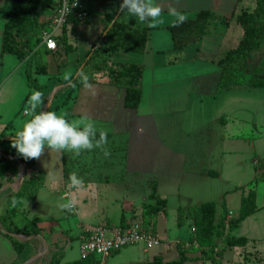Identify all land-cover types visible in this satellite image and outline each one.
<instances>
[{"label": "rangeland", "instance_id": "rangeland-1", "mask_svg": "<svg viewBox=\"0 0 264 264\" xmlns=\"http://www.w3.org/2000/svg\"><path fill=\"white\" fill-rule=\"evenodd\" d=\"M44 3L45 6L39 10V16L46 11L47 6L51 5L53 0H45ZM19 5L15 1L0 0V12L17 9ZM241 8L242 5L239 6L238 11ZM87 24L90 27V37L94 42L101 34L102 27L99 24L95 25L93 20ZM27 30L34 34L36 33L35 36L38 35L39 30L33 29V24H30ZM262 52L256 56V61L261 59L264 50ZM39 54L40 52L37 50L35 55ZM63 58L57 59L56 63L60 64L64 61ZM30 64L35 65V62L32 61ZM217 68V66L211 68L201 66V68L197 67L196 71L207 72ZM181 72L182 70L179 71V73ZM170 74V71H168L165 74H161L157 79L160 81L169 79ZM172 75L175 76L176 74ZM33 78H37V83L45 84V87L41 90V99H45V102L46 100L48 101L51 92L53 94L54 89L59 88L57 80L54 78H48V76L43 74H33ZM157 79L155 81L158 84ZM144 86L146 91L139 109L142 114L144 135L137 141L138 144L129 145L127 135V138L122 135H116L100 146L106 145L104 148H108L120 145L125 146V150L102 151L98 148L100 151L95 148V141H93L94 147L91 150H81L83 154L80 157L82 161L95 158V161L98 162L108 157L124 161L121 165L115 164L110 169L106 167L100 171H93V177H96L95 179L97 180H92V183L94 182L95 184L91 185H96L102 194L105 192L104 195H108L109 200H111L112 196L122 200V197L130 194V192V197L133 195V197L139 198L141 192H143L140 188H143L147 193H151L153 182L157 185V193L161 198L167 200V207L165 212H163L164 215L162 214L158 217L156 226L161 240L159 245L149 249V254L142 251L141 245H131L123 249L130 247L129 249L132 250L133 255H136L132 260H137L138 264H147L153 259V254L158 251L163 253V259L172 261L179 257V248L173 242L178 237L182 241H189V244L182 246L181 249L199 251V255L201 256L208 247L201 246L197 241H194L195 231L192 230L194 227L192 218L185 216L182 224L179 225V210H188L201 203L214 202L216 205V219L218 220L222 215L226 214L225 236L228 234V220L233 218L230 211L238 214L243 196L247 195L250 190H253L255 203L260 208L258 213L255 216L248 217L238 227L230 229L229 234L234 237L253 238L255 239L254 243L248 241V244L244 247L235 246L229 248L220 239L216 242L214 253L209 256L218 259L215 255V251L218 250L222 251L224 255L220 259L222 264H264V90L262 88L247 86L234 88L233 90L231 89V92L226 93L223 98L216 99L215 102L213 98H216L218 90L213 91L212 94L203 95L204 98L202 97L200 101L199 96L194 91L195 86L193 84L184 85L181 82H174L172 85H157V90L151 96L150 92L153 90L149 87V81H145ZM211 86L210 84L208 88ZM69 91V89H63L58 94L57 98L52 102L50 111L55 112L56 106L62 104ZM8 97L1 105L6 106L8 103L12 105L6 117L13 119L15 125L4 132L5 137L0 142V158L6 156L10 158H22L16 153L14 148L10 147V142L13 138L12 136L29 120L32 115V109L29 101L27 103L24 102V98L19 100V97L15 96L12 102ZM231 107L232 110L234 109L232 113L237 116V119L234 122L229 121V128L225 130L221 127L222 123L215 119H219L227 114L228 120H231ZM25 110L29 112L28 115H25ZM17 113L19 114L15 117ZM77 120L79 119H71L73 122ZM214 130L220 138L214 141V146L217 148L213 147L211 150L205 141V137L214 135ZM221 134H223L224 140L221 138ZM173 142L180 143L181 145L180 148L176 149L177 153L168 147V144ZM130 147L135 156L132 159H136L133 167L143 170L142 174H135V178H127L125 171V167H127L126 152L127 154L129 153ZM221 151L223 152L221 153ZM62 152L65 154L64 159L67 166L64 180L62 172L61 174L58 173L57 177L54 171H49L44 181L42 180L49 188L58 189L57 193L52 195V199L57 202L56 207L49 212V215L58 216L61 207H65L71 199L79 204L77 194L76 192L74 193L76 190L74 189L80 187L70 184V175L75 174L79 177L81 180L80 184L90 183L91 180L89 178H92L87 172H83L84 166L78 164L76 158L69 151L45 148L38 162L45 167H48V162L54 163V168L57 162L58 170L62 171ZM105 152L108 155H105ZM211 160H214L211 168L217 173L218 178H200L196 171L204 168L206 165L210 168L209 163ZM11 161H15V159ZM21 167L19 165L18 176L10 181V183L20 185L21 169L24 170ZM192 173L195 174L194 177L191 176ZM100 174L104 177L107 175V177L103 178L102 181ZM125 174L126 178H124ZM3 181L5 182V180ZM20 186L22 187V185ZM61 189H65L70 194V199L62 198ZM11 194L13 196L10 199L18 203L25 199H30H20L15 195V192ZM87 197L90 199L92 196L90 197L87 194ZM3 198L4 195H0V256H9L14 253V250L9 243L11 238L6 236L8 233L4 234L7 224L4 223L2 216L4 213L7 215V211L4 212V209H14L15 207H8ZM95 198L96 196H94ZM121 204L120 202L118 205L122 206ZM64 210L69 219L65 223H62V225L67 227L69 222L73 229L72 235L78 234L79 231L75 229L77 226L74 216L75 212H71L66 207ZM61 213L64 212L61 211ZM143 220L146 222L148 218L143 216ZM260 227L263 231H260ZM9 235L14 236L12 233H9ZM76 239L75 237L72 238L73 241ZM261 239L263 240L255 242ZM190 244H193V246ZM257 244L261 252L255 251ZM72 248L73 252L67 251L66 257L62 261L77 256V247ZM204 256L207 257V255ZM199 260V262H197L198 260L186 261L183 264H212L208 259ZM62 264L64 263L62 262ZM119 264L123 263L120 262Z\"/></svg>", "mask_w": 264, "mask_h": 264}, {"label": "crops", "instance_id": "crops-1", "mask_svg": "<svg viewBox=\"0 0 264 264\" xmlns=\"http://www.w3.org/2000/svg\"><path fill=\"white\" fill-rule=\"evenodd\" d=\"M121 2L122 0H85V6L89 11L88 20L83 23H77L74 28L73 25L70 26L64 34V42L62 40L58 42L57 51H47L43 47L37 49L40 54L37 56L34 55V57L30 60V62L34 61L35 65H29L32 66L31 68L33 74H37L35 73L37 66H45L46 74L43 75L57 80L59 88L54 89L56 93L58 89L70 84H61V82L62 80H65V76H68L70 79L76 73L81 61L90 51L92 45L98 40L104 30V27L109 22V19H113L112 21H114L119 18L120 21L128 24L129 26L148 28L149 42L144 53L136 54L119 51L113 57V60L115 61L142 64L144 67L141 82V102L138 108H126L124 106V98L126 94L125 89L111 85L107 77L99 74L96 76L94 81L89 82L90 87L85 88L80 86L74 88L68 102L64 103L63 101L62 104L57 105L55 109V112L58 115L63 114L64 118L69 121L75 118L81 119L82 117H87L88 114V119L93 122L97 132L103 131L104 133L111 134L109 139L115 137L116 135H122L125 137L127 135L130 141H128L129 145H135L138 144L137 141L144 135L142 114L139 109L142 105L143 95L146 91L144 86L145 81H149V87L153 90L150 92V96L155 90H157V85H172L174 82H181L184 85L193 84L195 86L194 91L196 95L199 96L200 101L202 100V97L204 98L203 95L208 93L212 94L213 91H217L216 85L221 77V69L219 68L217 62L227 51L238 45L242 36V30L235 19L236 14L239 12V6L242 5V7L253 8L255 2L254 0H152L154 4L159 5L162 11L157 20L151 22V26H149V22H141L136 16L131 15L126 11H120L119 5ZM169 7L175 8L179 14L184 16L185 19L193 18L197 12L202 10H210L214 13L216 19L211 25L209 33L201 41L190 44L183 50H175L173 49L171 34L167 28L175 20V18L168 12ZM6 12H0V134L15 125L13 119L6 117L12 105H10V103L6 106L1 105V103H3L8 96L9 100H12V102L16 96L19 97V100L24 98V102L27 103L33 91H39L41 93V90L31 87L27 81L25 73L27 62L19 61L15 55L1 53L2 35L5 24L1 15ZM51 13L52 6L49 5L47 6L46 11L40 15V22L45 21ZM92 20L95 25L99 24L102 27L101 34L94 42L90 37V27L87 24ZM67 46H71L72 50L67 51ZM61 58H63L64 61L60 64L56 63L57 59ZM201 66L204 68L207 66L210 68L217 66L218 68L211 69L207 72H197L196 68H201ZM180 70H182L181 73H179ZM168 71L171 73L169 79H164L163 81L157 79V77L161 74H165ZM172 74L176 75L174 76ZM155 79L158 80V84ZM38 84L45 86V84ZM210 84L212 86L208 88ZM66 89L71 91V88L69 87H66ZM232 90L216 92L217 96L213 99L216 102V99L223 98L226 93H229ZM51 96L52 92L46 102L44 101L45 99H40V103L36 105L35 109L40 108L41 111H44L47 106H49L50 109L53 102ZM232 107L230 108L231 110ZM233 110L230 112V114H232L231 120H228L227 114L223 115L219 119H215L222 123L221 127L225 130L229 128V121L234 122V120L237 119V116L232 113ZM18 114L19 113H17L15 117H17ZM214 132V135L205 137V141L211 150L213 147H216L214 146L215 139L220 138L215 130ZM220 136L224 140L223 134ZM109 139H105L102 144L108 142ZM104 146L95 148H104ZM168 147L171 150H175L177 153L176 149L180 148L181 145L180 143L173 142L169 143ZM81 152L79 156H74L72 153L70 154L76 158L78 164H82V166H84L85 169H83V172H87L93 179L89 178V180H91L90 183L79 184L76 187L80 188L74 189L76 190L74 193L76 192L77 194V201L79 204L71 199V202H74V207L76 206L74 216L77 226L75 229H77L79 233L72 235L73 229L71 228L69 222L67 227L62 225V223H65V221L69 219V216L65 213V207H61L58 216L49 215V212L56 207L57 202L52 199V195H55L58 189L49 188L44 182H42L40 188L32 198L25 199L22 202L20 201L18 205L14 206L15 212L13 218H7L6 213L3 214L2 217L4 223L7 224V229L4 234L8 233L6 236H11L18 241L23 242L24 249L19 254L15 250L11 242L12 240H8L14 250V253L9 256H0V264H62V262L64 264H71L80 262V240L83 235V231L87 228L101 224L119 226L122 224V221H124L125 224L129 221L139 220L142 221L144 225L150 227L160 238V234L156 226L158 223V217L163 213H160L153 218H148L146 222L143 220V204L154 203V201L149 198L150 193H147L143 188H140L143 192H141L139 198L133 197V195L130 197V192V194L122 197L123 201L115 196H112L111 200H109V196L104 195L105 192L102 194L96 185H91L95 184L94 182L92 183V180H97L95 179L96 177H93V171H100L106 167L110 169L115 164L121 165L124 161L120 159H112L111 157L98 162L95 161V158L92 160L88 159L86 161H82L80 160V157L83 154ZM222 152L223 151H221V153ZM64 156L65 154L62 152V171L60 169L58 170L57 162L55 164V168L54 163L51 162H48V167H45L43 164H39L38 161L40 156L35 158L32 170H34L37 174L40 173L43 181L49 171H54L57 177L58 173L61 174L62 172L64 180ZM126 157L127 167H125V171L127 173V178H135L137 174H142V169L133 167L136 159H132L135 156L131 151V147L129 149V153L127 154L126 152ZM11 159H15V161H17L24 158H10L9 156H6L4 157L3 162L7 160L10 161ZM213 161L214 160H211L209 163L210 168L206 165V169L204 167L196 171L200 178H218L217 173L211 168ZM79 171L82 173L81 170ZM100 175L102 181L103 178L107 177V175L106 177L102 176V174ZM194 175V173L191 174L192 177H194ZM124 178H126V174ZM20 187V185H15L7 181L4 182L0 179V195H4L3 200L6 202L7 206L8 200H11L10 198L13 196L11 193L18 191ZM126 187L128 188V186ZM137 187L135 188L137 189ZM78 190L80 191L77 192ZM64 192L67 191L65 189H61L60 193H62L61 196L63 199H65L63 196ZM87 194L92 197L88 199ZM94 196H96L95 199ZM120 202L122 203V206L118 205ZM259 209L260 208L258 207L257 212L251 216H255ZM6 211L7 210L4 209V212ZM61 211L64 213H61ZM230 213H232V217H237L239 214L232 211H230ZM192 230L194 231V227ZM260 231H263L261 227ZM9 233L14 234V236L9 235ZM73 237L77 239L73 241ZM247 239L254 243L255 239ZM262 240L263 239L256 240L255 242ZM173 242L178 246V250H180L182 246L189 244V241H182L178 237H176ZM258 246L259 245L257 244L255 251L261 252L258 249ZM72 247H77V256L72 259L70 258L66 259V261H62L66 257L67 251L73 252ZM129 248L130 247L114 253L105 264H119L120 262L123 264H138L137 260H132V258H135L136 255L134 256L132 250ZM141 248L142 251L149 254V250H145L142 246ZM183 250H185L187 257L193 258L200 256L199 251L192 249ZM153 256H160L163 259V253L159 251L154 253ZM163 260L168 261L165 259ZM199 261L200 260L197 262Z\"/></svg>", "mask_w": 264, "mask_h": 264}, {"label": "trees", "instance_id": "trees-1", "mask_svg": "<svg viewBox=\"0 0 264 264\" xmlns=\"http://www.w3.org/2000/svg\"><path fill=\"white\" fill-rule=\"evenodd\" d=\"M19 3V7L14 11H8L1 15L5 21L2 35V54L15 55L19 61L27 62L25 70L29 85L37 90H42L45 86L39 85L37 80L33 78L30 60L34 57L37 48L41 43L40 34L46 28L45 22H40L39 10L45 6V0H11ZM243 1V0H240ZM253 8L242 7L236 14V22L242 30V36L238 45L227 51L225 55L217 62L221 69V77L218 82L217 90L219 92L228 91L243 86L251 88H262L264 90V54L261 59L256 61V56L263 53L264 50V0H254ZM57 0H53L52 8L57 7ZM216 16L210 10H202L195 14L193 18L184 19L177 26L170 24L167 28L171 34L173 49L183 50L190 44L201 41L210 31L211 25L214 23ZM109 19L104 30L98 40L92 45L90 51L78 66L76 73L69 80H62L61 84L70 83L56 91L53 101L58 94L66 87L71 88L64 103L70 99L74 88L82 86L79 83L80 74L88 77V82L95 80L97 75L105 76L109 79L111 85L122 87L126 94L124 98V106L129 109L138 108L141 102V82L144 67L142 64L120 62L113 60L114 55L119 51L142 54L146 51L149 42V29L132 27L117 18ZM33 24L38 35L27 30L28 26ZM77 22H74V26ZM65 27L63 33L58 37V42H64ZM33 41V42H32ZM72 47L67 46V51H71ZM45 66H37L35 73L46 74ZM264 103V99H263ZM40 108H36L32 115L38 114ZM50 111V109L48 110ZM31 115V117H32ZM99 133L96 132L94 140L99 139ZM5 133L1 132L0 142ZM105 139H109L111 134L104 133ZM102 151H118L125 150V146H110L108 148H100ZM98 149V150H100ZM100 150V151H101ZM4 157L0 159V179L7 182L12 181L19 173V165L24 168L25 178L22 187L15 192L18 198H32L37 192L42 182V175L32 170L35 158L19 159L17 161H4ZM65 167V177L67 173L66 160H63ZM149 198L154 201L153 204H143V216L153 218L160 213L165 212L167 200L161 198L157 194V185L152 183ZM18 202L8 200L9 206H16ZM258 207L255 203L254 191L242 198L240 211L237 217L228 220V234L224 236L226 225V214L216 219V205L214 202H206L189 208L188 210H179V225L182 224L185 216L192 218L194 223L195 237L201 246H207L208 249L199 257H187L183 249L179 250V257L172 261H164L160 256H154L147 264H183L186 261H195L199 259H208L212 264H222L220 259L223 256L222 251H215L218 259L210 257L214 253L216 242L220 240L226 247H244L248 244L246 237H234L229 234V230L236 228L241 222L249 216L255 214ZM14 209H7V217L14 215ZM124 225V221L122 224ZM35 231V230H34ZM33 231V232H34ZM10 232V231H9ZM15 250L20 254L24 249V244L15 238L9 236ZM193 245V244H192ZM204 255H207L205 257ZM204 257V258H203ZM71 264H98L91 256L80 262Z\"/></svg>", "mask_w": 264, "mask_h": 264}, {"label": "clouds", "instance_id": "clouds-1", "mask_svg": "<svg viewBox=\"0 0 264 264\" xmlns=\"http://www.w3.org/2000/svg\"><path fill=\"white\" fill-rule=\"evenodd\" d=\"M77 0H73L72 8L75 7ZM120 11L128 12L136 16L141 22L156 21L161 14L159 5L154 4L152 0H122L119 5ZM168 12L175 18L173 26L184 21V16L179 14L175 8L169 7ZM69 77L65 76V80ZM79 83L85 87H90L88 77L80 74ZM41 93L33 91L29 97L31 109L34 111L37 104L40 103ZM97 129L93 122L87 117L73 122L66 120L64 115H58L52 111H40L23 124L22 128L13 135L10 147L14 148L16 153L25 160L38 158L45 148L50 150L69 151L74 156H79L81 150H91L94 147L93 140L96 137ZM105 140L104 132L99 133V139L95 140V146L99 147ZM108 155L107 152L104 153ZM69 182L73 186L81 183V180L72 174L69 176ZM71 209V201L65 205Z\"/></svg>", "mask_w": 264, "mask_h": 264}, {"label": "built area", "instance_id": "built-area-1", "mask_svg": "<svg viewBox=\"0 0 264 264\" xmlns=\"http://www.w3.org/2000/svg\"><path fill=\"white\" fill-rule=\"evenodd\" d=\"M72 3L73 0H57V7L52 8L51 15L43 21L46 28L40 34L41 43L37 49L43 47L47 51H57L58 37L62 35L64 28H70L74 22L83 23L88 20L89 11L85 6V0H77L73 8ZM24 113L29 114L27 110ZM63 196L70 199L68 192H64ZM71 205L69 210L74 212L72 202ZM160 242L158 235L139 220L119 226L101 224L83 231L80 240V259L92 256L98 264H105L114 253L124 247L141 245L145 250H149Z\"/></svg>", "mask_w": 264, "mask_h": 264}, {"label": "water", "instance_id": "water-1", "mask_svg": "<svg viewBox=\"0 0 264 264\" xmlns=\"http://www.w3.org/2000/svg\"><path fill=\"white\" fill-rule=\"evenodd\" d=\"M54 94H55V91L53 92V94H52V96H51V99H52V100H53ZM48 109H49V106H47L46 109H45L44 111H48ZM11 160H13V159H11ZM21 168H22V167H21ZM24 178H25V173H24V170L21 169V180H20L21 182H20V185H21V183L23 182Z\"/></svg>", "mask_w": 264, "mask_h": 264}]
</instances>
